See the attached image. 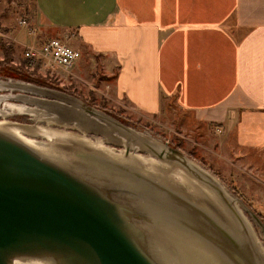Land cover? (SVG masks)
<instances>
[{"label": "water", "instance_id": "1", "mask_svg": "<svg viewBox=\"0 0 264 264\" xmlns=\"http://www.w3.org/2000/svg\"><path fill=\"white\" fill-rule=\"evenodd\" d=\"M0 89L35 116L0 119V264H264L260 219L180 150L67 92Z\"/></svg>", "mask_w": 264, "mask_h": 264}, {"label": "crops", "instance_id": "2", "mask_svg": "<svg viewBox=\"0 0 264 264\" xmlns=\"http://www.w3.org/2000/svg\"><path fill=\"white\" fill-rule=\"evenodd\" d=\"M33 2V13L22 4L32 28L14 30V43L25 28L32 42L62 36L80 52L72 71L99 58L113 94L136 110L175 108L232 138L241 159L264 156V0Z\"/></svg>", "mask_w": 264, "mask_h": 264}, {"label": "rangeland", "instance_id": "3", "mask_svg": "<svg viewBox=\"0 0 264 264\" xmlns=\"http://www.w3.org/2000/svg\"><path fill=\"white\" fill-rule=\"evenodd\" d=\"M1 0L0 11L7 14L0 18V79L20 80L40 86L54 88L75 95L128 125L136 131L152 136L170 147L180 150L188 158L209 170L234 196L238 197L260 219L262 225L255 222L250 215L258 238L264 246V156L251 154L243 159L238 157L233 139L227 142L222 140V134L217 130H209L208 126L194 122L187 114L169 109L164 115H148L136 110L124 98H117L111 91V78L104 74V68L99 58L83 59L81 67L72 71L56 68L55 70L37 67L29 74L21 73L23 45L30 44L32 37L27 36L24 30L32 28L28 24V17L22 12V6L27 3L29 13H33V0ZM26 21L24 30H20L18 40L23 43H14V30L21 27V21ZM30 23V22H29ZM23 25V26H25ZM27 29V30H26ZM11 31V32H10ZM11 33V34H10ZM41 35L35 34V38ZM62 36L51 34L50 39ZM49 40V39H47ZM44 40V41H47ZM39 43L40 39H35ZM13 45L11 52L5 55L7 47ZM6 56V57H5ZM73 66V65H72ZM8 91L0 89V94ZM10 92V91H9ZM8 92V93H9ZM24 107L12 101H0V119L16 122H33L35 116L24 112ZM189 118V119H188ZM40 126H53L41 118L37 119Z\"/></svg>", "mask_w": 264, "mask_h": 264}, {"label": "built area", "instance_id": "4", "mask_svg": "<svg viewBox=\"0 0 264 264\" xmlns=\"http://www.w3.org/2000/svg\"><path fill=\"white\" fill-rule=\"evenodd\" d=\"M21 24L25 25L26 21L22 20ZM22 58L25 60L27 68L38 64V67L50 70L56 68L69 70L80 58V52L66 42L52 38L41 43L33 41L24 45Z\"/></svg>", "mask_w": 264, "mask_h": 264}, {"label": "trees", "instance_id": "5", "mask_svg": "<svg viewBox=\"0 0 264 264\" xmlns=\"http://www.w3.org/2000/svg\"><path fill=\"white\" fill-rule=\"evenodd\" d=\"M12 47H13L12 45L9 46V47H7V49H6V51H5V55H6V54H9V53H12V52H11ZM5 57H6V56H5ZM20 66H21V69H19V71L23 70V71H21V73H25V72H27V73H29V74H32V73H30V72H31V71H34V69H37L38 64H35L32 68H27V67H25V66H26V62H25V60H22V64H21Z\"/></svg>", "mask_w": 264, "mask_h": 264}, {"label": "bare ground", "instance_id": "6", "mask_svg": "<svg viewBox=\"0 0 264 264\" xmlns=\"http://www.w3.org/2000/svg\"><path fill=\"white\" fill-rule=\"evenodd\" d=\"M15 264H26V263H21V262L16 261Z\"/></svg>", "mask_w": 264, "mask_h": 264}]
</instances>
